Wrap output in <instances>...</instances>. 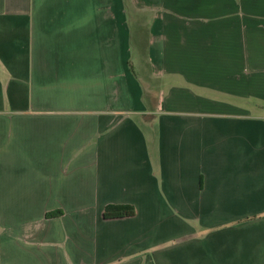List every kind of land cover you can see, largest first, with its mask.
I'll list each match as a JSON object with an SVG mask.
<instances>
[{"label":"crops","instance_id":"crops-1","mask_svg":"<svg viewBox=\"0 0 264 264\" xmlns=\"http://www.w3.org/2000/svg\"><path fill=\"white\" fill-rule=\"evenodd\" d=\"M0 264H264V0H0Z\"/></svg>","mask_w":264,"mask_h":264},{"label":"trees","instance_id":"trees-1","mask_svg":"<svg viewBox=\"0 0 264 264\" xmlns=\"http://www.w3.org/2000/svg\"><path fill=\"white\" fill-rule=\"evenodd\" d=\"M135 210L129 204H107L102 212L104 218H118L134 215Z\"/></svg>","mask_w":264,"mask_h":264},{"label":"rangeland","instance_id":"rangeland-1","mask_svg":"<svg viewBox=\"0 0 264 264\" xmlns=\"http://www.w3.org/2000/svg\"><path fill=\"white\" fill-rule=\"evenodd\" d=\"M141 38H143L142 37V35L140 34L139 35ZM137 37V33L135 32L134 34H133V39L134 38H136ZM141 38H140V40H141ZM132 49L134 50V51H136L135 49H138V50H140V51H146V49H147V46H146V43H145V41L144 42H141V41H139L138 43L137 42H132ZM139 45V46H138ZM136 46H138L137 48H136ZM140 73H143V72H139V74ZM145 76H146V74H145Z\"/></svg>","mask_w":264,"mask_h":264}]
</instances>
